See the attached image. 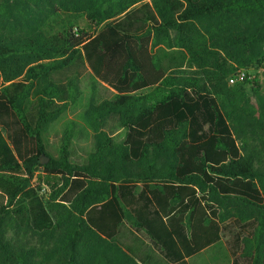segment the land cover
Listing matches in <instances>:
<instances>
[{
	"label": "trees",
	"instance_id": "trees-1",
	"mask_svg": "<svg viewBox=\"0 0 264 264\" xmlns=\"http://www.w3.org/2000/svg\"><path fill=\"white\" fill-rule=\"evenodd\" d=\"M0 21V264H151L125 224L187 264L228 222L264 264V79L227 82L264 76V0H0ZM88 70L116 95L89 99L79 166L73 126L57 159L43 133Z\"/></svg>",
	"mask_w": 264,
	"mask_h": 264
},
{
	"label": "rangeland",
	"instance_id": "rangeland-1",
	"mask_svg": "<svg viewBox=\"0 0 264 264\" xmlns=\"http://www.w3.org/2000/svg\"><path fill=\"white\" fill-rule=\"evenodd\" d=\"M45 7V5H40L41 12H43ZM31 9L33 8L31 7ZM43 13L45 14L46 11ZM5 25L10 26L11 24L5 23ZM197 71V69H186L185 67L181 73L193 74L197 73ZM261 74L262 69L254 66L229 77L227 82L229 85H232L230 81L233 79L236 82L240 75L256 78L258 76L263 80L264 76ZM77 83L78 94L76 100L69 106L66 113L45 129L43 142L46 154L53 159H57L59 157L60 146L62 145L63 134L69 126H73V138L69 145V161L72 164L82 166L86 164L88 155L93 151V134L83 121L82 114L88 107L89 99H92L95 104L99 105L105 101H112L116 93L111 88L99 82L90 70L81 79L77 80ZM149 91L150 89H146L142 93ZM102 130L108 136L112 137L116 143L123 142L125 138V131L120 126L117 118H108ZM127 231L126 229H121L118 239L120 242L129 246L134 244V247L137 248L136 239L132 240L127 235ZM246 237L247 233H244L241 226L232 222L225 223L222 225L220 242L202 254L190 258L188 264H232L234 259H237L241 264L245 263L246 261L241 257V252L243 248L242 240ZM151 248L152 250L154 249V253L151 255L154 258V264H166L162 260L158 249L154 246H151L150 250Z\"/></svg>",
	"mask_w": 264,
	"mask_h": 264
},
{
	"label": "crops",
	"instance_id": "crops-1",
	"mask_svg": "<svg viewBox=\"0 0 264 264\" xmlns=\"http://www.w3.org/2000/svg\"><path fill=\"white\" fill-rule=\"evenodd\" d=\"M121 229H126V230H128V231H127V235H128L129 237H131L132 240L136 239V241H137V250H138V252L141 254V258H142V259L147 260V259H148L147 256H148L149 254L152 255V254L154 253V249L152 250V248H151V250H150V247H151V246L153 247V245H152L151 241L148 239L147 235H146L143 231H137V230L133 229V228H132L130 225H128V224H125ZM128 246H129V245H128ZM129 248L132 249V250H133V249L135 250L134 244L131 245V246H129ZM143 248H144V249H143ZM209 248H210V247H209ZM209 248H207V249L201 251V252L198 253L197 255L202 254L203 252L207 251ZM197 255H195V256H197ZM193 257H194V256H193ZM193 257H191V258H193ZM189 259H190V258H189ZM189 259H187V264H188ZM150 260H151V264H154V258L152 257V258H150ZM155 260H156V259H155ZM162 260L165 261L164 258H162ZM165 263L168 264L166 261H165Z\"/></svg>",
	"mask_w": 264,
	"mask_h": 264
},
{
	"label": "water",
	"instance_id": "water-1",
	"mask_svg": "<svg viewBox=\"0 0 264 264\" xmlns=\"http://www.w3.org/2000/svg\"><path fill=\"white\" fill-rule=\"evenodd\" d=\"M47 162H48V159L47 158L43 157L41 159V164H46Z\"/></svg>",
	"mask_w": 264,
	"mask_h": 264
},
{
	"label": "built area",
	"instance_id": "built-area-1",
	"mask_svg": "<svg viewBox=\"0 0 264 264\" xmlns=\"http://www.w3.org/2000/svg\"><path fill=\"white\" fill-rule=\"evenodd\" d=\"M242 78H244V75H240V76L237 78V80H241ZM230 82H231L232 84L235 83L233 79H232Z\"/></svg>",
	"mask_w": 264,
	"mask_h": 264
}]
</instances>
